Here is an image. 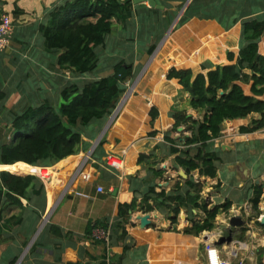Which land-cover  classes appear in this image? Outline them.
Instances as JSON below:
<instances>
[{"label": "crops", "instance_id": "0c3cea01", "mask_svg": "<svg viewBox=\"0 0 264 264\" xmlns=\"http://www.w3.org/2000/svg\"><path fill=\"white\" fill-rule=\"evenodd\" d=\"M63 1L0 0V8L12 23L10 45L0 52V129L14 112L45 101L57 104L59 91L72 77L46 50L40 31L49 11ZM186 1L190 0H155L160 7L132 2L133 14L115 22L104 43L96 48L100 56L96 77L111 73L113 63L123 60L132 66L125 83H136L116 114L112 111L107 117L77 127L82 140L75 154L49 165L32 166L29 173L43 188L33 204L27 202L24 208L14 206L2 213L3 217L12 213L21 217L20 223L0 229V264H13L21 255L19 264H98L104 246L86 237L90 222L113 220L118 203H129L134 196L139 201L150 183H155L156 191H168L187 177V170L170 153L171 143L164 139L174 123L169 110L178 104L200 120L204 112L188 106V93L176 78L168 79L166 72L174 66L205 73L216 64L233 62L239 50L242 20H264V0H210L209 11H224V23L216 15H190L176 25ZM233 17L235 22L229 24ZM263 38L264 32L257 41L262 55L259 43ZM227 51L234 54L232 60H228ZM243 88L249 93V85ZM152 107L156 109L153 119ZM259 115L252 112L224 120L220 135L205 145V151L216 152L220 158L214 162L215 176H200L197 170L190 173L194 181L204 183L200 200L208 207L230 203L227 213L217 214L213 228L197 235L182 231L193 219L202 218L201 210H183L175 225L166 211L145 212L150 214L146 226L137 219L145 213L130 211L126 224V242L130 245L122 253L121 243L112 244L113 264H205L207 244L215 245L224 259L264 263V225L251 217L250 202L254 185H262L258 208L260 213L264 209V125L248 132L239 129L252 125ZM189 134L184 126H178L171 136ZM177 142L182 149L180 140ZM139 153L150 154L149 160L162 174H154L147 160L138 164ZM189 153L192 155L194 149ZM108 155L121 158L122 167L107 165ZM180 169L186 177L180 175ZM232 215L241 217L243 223L229 225ZM242 227L246 230L240 238Z\"/></svg>", "mask_w": 264, "mask_h": 264}, {"label": "trees", "instance_id": "16d2710c", "mask_svg": "<svg viewBox=\"0 0 264 264\" xmlns=\"http://www.w3.org/2000/svg\"><path fill=\"white\" fill-rule=\"evenodd\" d=\"M210 5V0H190L176 25L190 15L199 18L216 15L224 23L221 20L224 11L213 14L208 9ZM132 14V0H65L50 10L48 18L41 23L44 47L55 55L56 64L68 70L72 77L59 91L57 104L45 101L14 112L3 125L4 129H0V164L14 166L0 167V229L20 223L21 216L17 215L21 214L3 217V212L14 206L24 208L27 202L33 204V198L41 193L43 186L38 184L34 174L29 173L33 171L32 166L49 165L75 154L82 140L77 127L107 117L114 110L125 90V82L131 76L132 66L118 60L113 63L111 73L96 77L93 72L98 68L100 57L96 48L104 43L115 22ZM235 20L233 17L229 24ZM263 32L264 20L245 18L241 22L240 45L233 62L216 64L205 73L174 66L167 70L166 77L176 78L188 93V106L204 114L200 120L178 104L170 108L169 116L174 123L164 139L171 143L170 153L175 154L174 161L187 170V177L168 191H156L155 183H150L139 201L134 196L129 203H118L117 214L111 223L110 241L111 244L121 243L122 253L130 245L126 242L130 211H166L170 223L175 225L181 210L186 213H191L192 209L201 210L202 218L193 219L191 225L182 229L184 233L195 235L212 229L218 213H227L228 201L208 207L205 201L200 200L204 183L194 181L190 173L197 170L200 176H215L214 162L220 158L216 152L205 151V145L220 135L224 120L243 118L256 112L261 117L253 120L252 125L241 126L240 131L248 132L264 125V99L261 98L264 95V55L258 52L257 46ZM226 55L228 60L234 57L231 51ZM86 76L92 79H80ZM244 84L249 85V93L244 91ZM154 111L156 109L152 107L151 119ZM178 126H184L190 134L171 136ZM149 134H154V131ZM178 140L182 149L178 148ZM191 148L194 149L192 155L189 153ZM149 158L150 154L139 153L137 163L144 164L147 160L149 169L161 175L162 170H157ZM262 188V185H254L250 199L251 217L256 219V224L259 223L258 204ZM107 223V220L90 222L86 237L90 236L93 225L105 226ZM245 230V227L241 228L240 238H243ZM98 264H105L103 254Z\"/></svg>", "mask_w": 264, "mask_h": 264}, {"label": "built area", "instance_id": "2783aa9c", "mask_svg": "<svg viewBox=\"0 0 264 264\" xmlns=\"http://www.w3.org/2000/svg\"><path fill=\"white\" fill-rule=\"evenodd\" d=\"M11 36H12V23L9 15L4 11L3 9L0 8V52L5 51L6 48L10 45L11 41ZM259 46L261 49L264 51V38L259 43ZM125 90L121 93V96L119 97V100L116 104L115 109L113 110V114L115 111L119 109L120 105L124 102L127 94L129 91L132 89V84L128 85L126 84ZM87 154H84V157L87 158ZM107 165L110 167L120 169L123 165L122 159L115 157L113 155H108L107 156ZM99 191H101V187L97 188ZM245 210V209H244ZM247 212V210H245ZM111 223L112 220H108L107 225L105 226H95L93 225L90 233V237L92 239H95L99 241L100 243L103 244L104 246V252L103 254V260L105 264H113L112 261V255H111V249H112V244L110 241V232H111ZM22 255L13 263V264H19L20 258ZM205 264H242V262H234L231 259H224L220 255L219 249L213 245V244H207L205 247Z\"/></svg>", "mask_w": 264, "mask_h": 264}, {"label": "water", "instance_id": "95a60500", "mask_svg": "<svg viewBox=\"0 0 264 264\" xmlns=\"http://www.w3.org/2000/svg\"><path fill=\"white\" fill-rule=\"evenodd\" d=\"M133 3H139V2H147L148 6L150 7H160L161 5L157 4L155 2V0H132ZM189 2V1H188ZM188 2L186 1L183 7V10L186 8V5L188 4ZM261 115H259L258 117H260ZM158 167V166H157ZM180 175H182L183 177H186V173L184 170H179ZM183 215V211L180 212V217ZM137 219L140 221V223L143 226H146L147 224H149L150 222V214L149 213H145L143 215H138ZM258 221L261 225H264V209H262L260 216L258 218ZM243 223V219L239 216H235L232 215L229 218V225L231 226H239ZM230 240V238H229ZM257 264H264L262 261H259Z\"/></svg>", "mask_w": 264, "mask_h": 264}, {"label": "rangeland", "instance_id": "374dc122", "mask_svg": "<svg viewBox=\"0 0 264 264\" xmlns=\"http://www.w3.org/2000/svg\"><path fill=\"white\" fill-rule=\"evenodd\" d=\"M155 29H153V31H154ZM102 63V62H101ZM96 71H99L98 69L96 70ZM96 71L95 72H93V73H96ZM136 83V81H133V83L131 82V83H127L128 85H133V84H135ZM118 111V110H117ZM114 113H117L116 111L114 112ZM179 217H180V215H179Z\"/></svg>", "mask_w": 264, "mask_h": 264}, {"label": "clouds", "instance_id": "9594fccd", "mask_svg": "<svg viewBox=\"0 0 264 264\" xmlns=\"http://www.w3.org/2000/svg\"><path fill=\"white\" fill-rule=\"evenodd\" d=\"M259 216H260V214H259ZM259 218V217H258Z\"/></svg>", "mask_w": 264, "mask_h": 264}]
</instances>
